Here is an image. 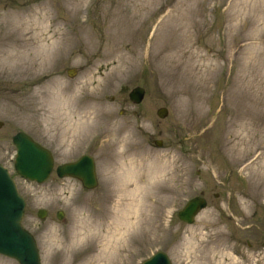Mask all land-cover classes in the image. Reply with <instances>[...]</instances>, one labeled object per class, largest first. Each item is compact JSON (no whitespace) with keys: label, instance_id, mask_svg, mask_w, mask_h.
Listing matches in <instances>:
<instances>
[{"label":"rangeland","instance_id":"rangeland-1","mask_svg":"<svg viewBox=\"0 0 264 264\" xmlns=\"http://www.w3.org/2000/svg\"><path fill=\"white\" fill-rule=\"evenodd\" d=\"M0 122L43 264H264V0H0ZM20 130L56 166L93 155L98 187L21 177Z\"/></svg>","mask_w":264,"mask_h":264},{"label":"water","instance_id":"water-1","mask_svg":"<svg viewBox=\"0 0 264 264\" xmlns=\"http://www.w3.org/2000/svg\"><path fill=\"white\" fill-rule=\"evenodd\" d=\"M76 69H69L72 76ZM134 102H141L145 95L142 87H135L130 92ZM169 113L167 107H160L157 114L165 118ZM3 123L0 122V126ZM18 153L15 160L17 172L25 178L44 182L51 174L54 166L52 152L36 142L29 134L20 131L14 138ZM161 144L160 141H157ZM60 177L74 176L82 180L87 188L97 186L95 160L90 155H84L72 163H64L57 167ZM25 200L20 196L15 180L9 170L0 164V254L14 257L21 264H41L39 252L33 236L21 225ZM207 200L202 196L191 199L185 208L179 212V218L187 223H193L198 213L206 208ZM45 210L39 212L44 217ZM62 218V214H58ZM143 264H173L165 252H158Z\"/></svg>","mask_w":264,"mask_h":264},{"label":"bare ground","instance_id":"bare-ground-1","mask_svg":"<svg viewBox=\"0 0 264 264\" xmlns=\"http://www.w3.org/2000/svg\"><path fill=\"white\" fill-rule=\"evenodd\" d=\"M232 149H233L234 152H236V150H238V148H237L236 146H233ZM121 153H122V152H121ZM134 164H135V163H134ZM127 167H128V168H131L132 171H133V170L137 171L136 168H138L139 166H138V165H133V166H132V164L130 165V162H127V161L125 160V161H124V166H121V168L123 169V171H128V170H129V172H131V169H128ZM140 167H141V166H140ZM135 171H133V172H135ZM139 176H140V175H139ZM139 176H136V180L134 179V180L136 181V182H135L136 185H139V183H140V179H139L140 177H139ZM77 238H78V239H77L78 241H81V239H83V238H79V237H77Z\"/></svg>","mask_w":264,"mask_h":264},{"label":"flooded vegetation","instance_id":"flooded-vegetation-1","mask_svg":"<svg viewBox=\"0 0 264 264\" xmlns=\"http://www.w3.org/2000/svg\"><path fill=\"white\" fill-rule=\"evenodd\" d=\"M262 234H263V237H264V231H263V233H262ZM263 242H264V241H263ZM263 245H264V244H263Z\"/></svg>","mask_w":264,"mask_h":264}]
</instances>
